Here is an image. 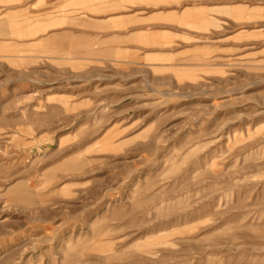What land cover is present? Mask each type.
Here are the masks:
<instances>
[{
	"label": "rangeland",
	"instance_id": "rangeland-1",
	"mask_svg": "<svg viewBox=\"0 0 264 264\" xmlns=\"http://www.w3.org/2000/svg\"><path fill=\"white\" fill-rule=\"evenodd\" d=\"M143 4L0 30V264H264V0Z\"/></svg>",
	"mask_w": 264,
	"mask_h": 264
},
{
	"label": "crops",
	"instance_id": "crops-1",
	"mask_svg": "<svg viewBox=\"0 0 264 264\" xmlns=\"http://www.w3.org/2000/svg\"><path fill=\"white\" fill-rule=\"evenodd\" d=\"M147 7L143 0H0V30L9 31L7 26L14 24L16 17H23V23H29L30 26L37 24L38 26L28 29L42 31L45 33L43 37L47 33L57 34L63 31V22L71 25L64 30L70 32L89 31L76 25L81 22H116L118 27L110 31L132 34L149 29L142 25H150L147 22H151L153 18H158L159 25H166L160 18L168 15L167 9L144 10ZM119 47L143 48L139 43L130 41Z\"/></svg>",
	"mask_w": 264,
	"mask_h": 264
}]
</instances>
